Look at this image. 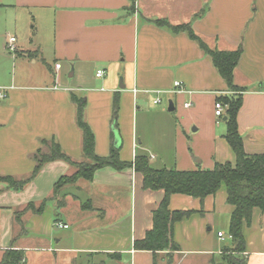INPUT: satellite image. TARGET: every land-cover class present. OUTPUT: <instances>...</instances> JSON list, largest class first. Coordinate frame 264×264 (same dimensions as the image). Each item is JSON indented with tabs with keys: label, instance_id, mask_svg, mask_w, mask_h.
Returning <instances> with one entry per match:
<instances>
[{
	"label": "crops",
	"instance_id": "1",
	"mask_svg": "<svg viewBox=\"0 0 264 264\" xmlns=\"http://www.w3.org/2000/svg\"><path fill=\"white\" fill-rule=\"evenodd\" d=\"M0 7L37 23L21 45L14 37L12 57L40 58L48 67L40 81L14 75L0 83V177H30L46 142L73 162L83 160L71 96L85 101L97 156L109 155L117 141L121 162L145 156L156 170L194 171L234 165L225 111L216 117L214 103L240 94L243 150L264 156V0H0ZM179 25H189L210 50L241 49L232 72L239 91L228 90L186 32L172 31ZM174 82L183 92L175 93ZM74 171L54 161L20 191L0 183V262L13 249L23 252L21 264H225L224 249L233 244L224 185L202 202L172 195L170 211L190 212L173 226L179 251L153 254L133 244L151 230L163 192L144 189L133 168L105 167L54 195L56 182ZM29 204L33 210L24 211ZM243 236L246 264H264L260 210L252 211Z\"/></svg>",
	"mask_w": 264,
	"mask_h": 264
},
{
	"label": "trees",
	"instance_id": "2",
	"mask_svg": "<svg viewBox=\"0 0 264 264\" xmlns=\"http://www.w3.org/2000/svg\"><path fill=\"white\" fill-rule=\"evenodd\" d=\"M161 23V22H158ZM174 33L186 32L190 39L195 41L199 48L207 54L216 68L220 77L226 83L229 91L237 92L233 85L232 72L238 64L241 49L235 51L210 50L204 42L191 30L189 25L171 26ZM225 111L227 132L224 136L226 142L234 151L236 159L234 165L230 163L216 164L211 170L197 169L194 171H178L175 169L156 170L150 167L149 160L145 156H136L132 163L119 160V149L112 147L109 155L99 157L94 152V135L85 121V101L76 96H71V102L75 105V123L81 132L82 157L81 162H73L59 145L54 142H46L45 150H39L35 156V167L30 177L16 180L11 177H0V183L7 185L9 189L20 191L38 174L47 163L63 161L75 169L69 176L61 177L54 185L53 194L56 195L66 185L75 183L78 179L90 181L94 172L98 169L111 167L120 171L133 168L142 177V186L146 190L163 192V198L158 208L152 214V228L145 237L135 241L133 247L137 251H149L154 253L179 251L178 246L172 241L173 226L190 215L189 211H170L169 199L172 195H186L202 202L207 196L214 195L224 185L226 191V203L232 207L229 222V236L233 246L224 249L222 261L225 264H246L243 257L245 252V238L243 236L244 225L251 222L252 211L260 210L264 214V156L247 155L243 150L242 139L237 132L236 116L242 104L241 95L231 98H219ZM116 102V100H115ZM117 104H114L116 116ZM43 205L34 212L40 213ZM33 210L32 204L25 210ZM18 219V218H17ZM23 252L6 250L0 264H21Z\"/></svg>",
	"mask_w": 264,
	"mask_h": 264
},
{
	"label": "rangeland",
	"instance_id": "3",
	"mask_svg": "<svg viewBox=\"0 0 264 264\" xmlns=\"http://www.w3.org/2000/svg\"><path fill=\"white\" fill-rule=\"evenodd\" d=\"M32 26L36 28L37 23L31 21L28 13H23L22 17H16L12 9L0 7V83L3 80H7L8 77H14V75L15 78L33 75L38 78L33 77L32 81L35 82L37 80L40 81V76L45 74L47 66L45 67L42 59L38 58L36 63H33V60L29 61L27 58H14L12 57L14 53L6 49L5 40H8L9 37H16L18 45H21L20 43L23 42L24 36L26 38L31 37L29 33ZM31 31L33 35L34 28ZM19 82L22 83V81ZM224 232L225 236H227L226 230ZM198 264L200 263L198 262Z\"/></svg>",
	"mask_w": 264,
	"mask_h": 264
},
{
	"label": "built area",
	"instance_id": "4",
	"mask_svg": "<svg viewBox=\"0 0 264 264\" xmlns=\"http://www.w3.org/2000/svg\"><path fill=\"white\" fill-rule=\"evenodd\" d=\"M15 42H16V38L14 37H9L8 40H7V43H6V49L11 52V53H15L16 51V46H15ZM103 76V72L102 71H97L96 72V77L99 78ZM174 86L176 88H179L177 91H175V93H181L183 92L182 90V86H181V83L180 82H174ZM3 96L0 94V98H2ZM155 104L159 103V100H155L154 101ZM183 107L184 108H190L191 107V103L190 102H187V103H184L183 104ZM223 112H224V107L223 105L220 103V102H215L214 103V115L216 117H222L223 116ZM58 226H60L58 224ZM66 228V226H63ZM219 237H221V234H218Z\"/></svg>",
	"mask_w": 264,
	"mask_h": 264
},
{
	"label": "water",
	"instance_id": "5",
	"mask_svg": "<svg viewBox=\"0 0 264 264\" xmlns=\"http://www.w3.org/2000/svg\"><path fill=\"white\" fill-rule=\"evenodd\" d=\"M169 105H170V106H169V108H168V111L173 110V106L171 105V103H170ZM115 146H116V148L118 147L117 141H116V143H115Z\"/></svg>",
	"mask_w": 264,
	"mask_h": 264
}]
</instances>
